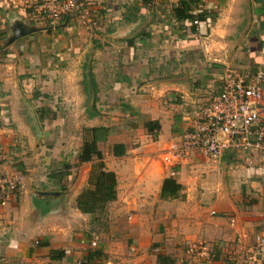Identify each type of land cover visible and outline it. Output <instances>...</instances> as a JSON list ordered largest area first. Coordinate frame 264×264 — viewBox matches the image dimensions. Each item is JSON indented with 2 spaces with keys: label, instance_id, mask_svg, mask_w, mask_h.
<instances>
[{
  "label": "crops",
  "instance_id": "0c3cea01",
  "mask_svg": "<svg viewBox=\"0 0 264 264\" xmlns=\"http://www.w3.org/2000/svg\"><path fill=\"white\" fill-rule=\"evenodd\" d=\"M42 1L0 0V34H6L0 51L4 50L5 56L39 55L36 60L30 58L26 67L48 71L60 68V63L44 62L45 56L62 54V46L56 44L63 42L64 35H71L74 26L65 19L48 26L34 14ZM176 2L83 0L88 17L98 24V33L91 39L108 44L87 52L85 65L93 82L90 101L94 111L86 116L83 128L115 127L96 143L105 170L112 172L115 180V197L106 204L105 216L127 213L131 220L130 236L126 234L108 252L122 255L133 250L131 243L145 240L146 244L155 243V254L169 256L172 264H240L238 246L249 243L264 227V164L255 154L250 166L230 152L217 161L191 155L169 176L156 154L183 132L195 113L218 92L225 67L264 72V0H188V12L208 21L206 26L198 21L193 27L173 17L171 8ZM47 38L53 43L43 44ZM13 65L3 66L9 69ZM25 83V87L31 85ZM41 85L32 91L34 99L45 98L50 92L51 88ZM8 118L18 129H0V152L5 155L0 173L20 170L24 181L0 207V264H157L155 254L148 258L146 253L100 258L106 251L102 244L95 248L101 252L97 258H86L91 252L74 251L89 248L93 234L98 236L88 232V216L74 206L75 196L87 187L91 163H76L73 157L70 161L67 154L56 158L54 165L52 160L43 163L37 154H27L25 141L19 144L18 135L25 128L22 116L11 117L10 113L6 117L0 110V121ZM108 119L122 123L111 124ZM147 122L156 126L153 136L145 131ZM109 142L108 148H99ZM12 144L19 146L14 157L7 149ZM113 144L122 146V155L111 154ZM32 148L34 151L33 144ZM196 157L210 162L213 181L209 187L202 188L203 181L197 176V180L183 177L188 169L199 166ZM164 177L181 186L179 198L158 199ZM42 197L49 207L40 215L31 199ZM190 243L207 244L209 257L185 253ZM51 250H61L63 257L50 260Z\"/></svg>",
  "mask_w": 264,
  "mask_h": 264
},
{
  "label": "rangeland",
  "instance_id": "374dc122",
  "mask_svg": "<svg viewBox=\"0 0 264 264\" xmlns=\"http://www.w3.org/2000/svg\"><path fill=\"white\" fill-rule=\"evenodd\" d=\"M34 14L47 22V20L41 17L37 12H34ZM61 20H64V18L60 17L54 21L52 25L48 22L46 24L54 27L56 26L55 23L58 24ZM65 20L72 23L74 27L71 29V35H64L65 38H63V42L56 44V47L62 46L60 50L62 54L56 56L47 55L45 56L47 60L44 61H53L56 62V64L58 62L60 63V68L48 71H37L33 68H27L25 64L30 62V58L32 61L33 59L36 60V57H40L39 55L19 57V55L11 53V56H5L3 53L4 50L2 52L0 51V110L6 113V117H8L10 113L11 117L16 115L22 116L25 128L23 131L19 127L20 130L23 131L20 132V134L17 131V134H19L18 136H20L19 144H21V141H25L23 149L27 154H37L38 159H41L43 163L47 160H52V165L57 163L55 161L56 158L64 154H67L69 159H72V157L73 160L75 159V155L81 143V130L85 125L87 112L91 113L92 110L94 111V107L90 110L91 90L88 88V92L85 93L82 90L81 82L82 76L89 73L85 65L87 61V52L90 49H97L98 47L108 45L103 41L99 42L97 39H91L93 35H97L98 33V24H95L92 28H87L85 25L74 23L68 19ZM100 26L101 25H99V27ZM3 33V36L0 34L1 46L6 43V34L5 32ZM70 37H73V40H71ZM51 42L53 43V41L47 38V40L42 43L48 45ZM7 47H5L6 50ZM82 50H85L83 55H81ZM5 63H13L14 65L6 69L3 66ZM26 80L31 84L28 87H25L27 86V83H25ZM40 82H42L41 86L49 87L51 90L48 94L44 95L45 98L43 97L40 100L32 99L29 95L34 93L32 92L33 90L39 88ZM26 96H28V98ZM50 116L51 119H47ZM95 122L97 123L98 120H95ZM107 122L111 124L118 122V125L122 123L121 120L114 121V119H108ZM16 128L17 126L15 123L9 120V118L0 121V129L17 130L18 128ZM14 133L15 131H12L11 135ZM25 136L28 137V139L23 138ZM10 142H12V140ZM32 144L34 145V151L33 148L32 150L29 149V146ZM109 144L110 142L99 144V148H108ZM7 149L8 153L10 152L12 154V157H14V154H19V146L17 144L16 146L12 144L8 146ZM195 159H197L195 160V165L199 166L192 167L188 170L186 169L188 172H185L183 177L187 180H197V176L203 181H200L202 188L205 185L209 187L210 183L213 181L212 176L209 175L211 173L209 169L211 166L210 162H205L204 159L200 157H196ZM204 175L207 177L205 178ZM205 200H208L207 203L210 202L209 193H207ZM105 215L107 216V213ZM106 216L101 221V224L92 226L93 231L91 232L98 233V236L93 234V236L98 238L96 239L95 246H88L89 248L83 246L82 248L79 247L78 249H74V251H78L80 254L85 252L89 253L95 250L98 244L104 245L106 249L103 256H100V258H124V256L132 252H136V254L146 253L148 258H151L152 254L158 251V249L155 248V243L146 244L144 240L138 242V244L131 243L129 246H132L133 250H127L126 253L122 255L119 253H109L108 249L110 250V247L115 249L116 245H119L124 240L126 234L130 236L129 228L131 220L127 218V213H111L109 217L106 218ZM105 224L109 226L106 230H104ZM151 224L153 225V222ZM114 227L116 228L115 231L112 230ZM153 233L156 234L155 228ZM30 241H32V239H30ZM203 244L208 247L207 244Z\"/></svg>",
  "mask_w": 264,
  "mask_h": 264
},
{
  "label": "built area",
  "instance_id": "2783aa9c",
  "mask_svg": "<svg viewBox=\"0 0 264 264\" xmlns=\"http://www.w3.org/2000/svg\"><path fill=\"white\" fill-rule=\"evenodd\" d=\"M36 12L49 24L63 17L74 23L94 27L83 0H43ZM196 25V21L191 22ZM155 130H153L154 132ZM224 152L240 156L242 164L250 166L255 154L264 164V72H243L225 67L219 79V90L194 115L188 127L175 139L166 142L156 154L169 176L191 155L217 161ZM5 155L0 152V162ZM24 178L19 171L0 173V207L22 188ZM213 214L212 211L209 212ZM92 236L88 246H95ZM209 248L203 243H190L188 255L208 258ZM240 264H264V227L245 245L237 248Z\"/></svg>",
  "mask_w": 264,
  "mask_h": 264
},
{
  "label": "trees",
  "instance_id": "16d2710c",
  "mask_svg": "<svg viewBox=\"0 0 264 264\" xmlns=\"http://www.w3.org/2000/svg\"><path fill=\"white\" fill-rule=\"evenodd\" d=\"M146 3L148 0H142ZM177 4L171 8V13L175 19H181L188 21L190 26H194L191 22L200 21L204 26L208 24V21L203 15H192L188 11V0H177ZM196 18V19H195ZM82 90L87 93L88 88L93 91V82L90 73L83 75ZM36 96L31 95L34 99ZM93 107V101L90 104V110ZM92 112H87V116H92ZM146 132H150L156 129L154 123L147 122L144 124ZM115 131V127H85L81 130V143L79 149L75 155L76 163L90 162L86 185L87 187L82 189L74 198L75 209L88 216L89 231H92V226L101 224V221L105 217V206L107 203L114 200L115 192V180L112 172L105 170L102 164V156L97 149L96 143L103 141L109 131ZM152 134V133H151ZM153 136V134H152ZM111 154L113 156L122 155V146L120 144H113L110 147ZM181 186L176 183L170 177H164L161 180L158 199L170 200L180 197ZM31 204L38 209L40 215L47 212L49 205L46 203L45 198H32ZM99 250H93L86 258H97L100 255ZM63 257L61 250H51L48 254L50 260H56ZM155 262L157 264H172L169 256L157 253L154 255Z\"/></svg>",
  "mask_w": 264,
  "mask_h": 264
}]
</instances>
